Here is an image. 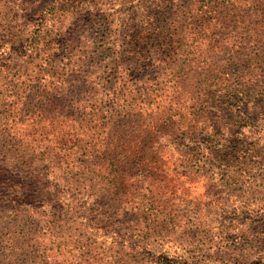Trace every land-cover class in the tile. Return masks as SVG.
Wrapping results in <instances>:
<instances>
[{
  "label": "rangeland",
  "instance_id": "1",
  "mask_svg": "<svg viewBox=\"0 0 264 264\" xmlns=\"http://www.w3.org/2000/svg\"><path fill=\"white\" fill-rule=\"evenodd\" d=\"M51 1L0 0V48L37 38L30 54L0 50V166L24 184L0 189V255L39 234L52 264H264V13L54 0L73 40L58 73L36 32Z\"/></svg>",
  "mask_w": 264,
  "mask_h": 264
},
{
  "label": "trees",
  "instance_id": "2",
  "mask_svg": "<svg viewBox=\"0 0 264 264\" xmlns=\"http://www.w3.org/2000/svg\"><path fill=\"white\" fill-rule=\"evenodd\" d=\"M33 2H38L39 0H32ZM71 0H68L67 2H69ZM136 1V0H134ZM232 1V0H231ZM247 3H250L252 12H257V11H261L262 13H264V0H246ZM220 4H224L225 7H227V5L232 4V2H229L228 0H221L219 1ZM217 6V3H215ZM214 8V6L210 7L209 10H212ZM38 18V15H37ZM56 2L54 0H52L49 3V6L47 9H44V11L42 13L39 14V21H36V25H37V30L36 32H39V36L40 38H42V40H44L47 43L46 46V56L47 59H51L54 61V69L59 70L58 73H60V71H66L68 64L70 63V59L68 60L67 63L62 62L63 59L61 58H69L68 57V48L71 46V42L73 41L71 38L69 37H63L60 32H59V28L56 27ZM176 23V22H175ZM107 31V27L105 26L102 30V33L104 34ZM21 33V32H20ZM131 36L133 37V32L131 31ZM163 34H160L158 38L161 39V41H165L166 38H168V33H166L165 31L163 32ZM158 34V33H157ZM15 35H19L18 38H16L13 41H8L6 43H4V48H0V50L3 51H14L17 52V54L23 55L24 52H28L29 54L32 53V50L36 49V33H32L31 36H27L26 38H21L20 34H15ZM171 36V34H169ZM126 37H130L128 34L125 35ZM102 38V37H101ZM136 40V39H135ZM105 40L100 41V45H98V50H100L101 48V43L103 44ZM137 41V40H136ZM9 42H14L11 43V45H9ZM128 42V41H127ZM15 43H17L19 46H16ZM124 45H126V42H123ZM222 44L219 43L217 45H215L217 48L220 47V45ZM257 48V47H256ZM164 47H157L156 49H154L153 51L156 53H161L160 51H163ZM173 49L177 52H179V46H177L176 48L173 47ZM221 49V48H218ZM173 50V51H174ZM254 49H252L251 51H253ZM21 51V52H19ZM59 54H63L61 55V57L59 58ZM67 55V56H66ZM253 55V61H256V57L259 58L263 57V55L258 54L257 52L252 53ZM252 57V56H251ZM250 57V58H251ZM81 60H74L73 61V65H76L78 67L81 68ZM81 65V66H80ZM80 68H78V71H80ZM63 73V72H62ZM48 73L44 72V75L47 76ZM61 78V75L58 74ZM238 95V94H237ZM242 96V94H241ZM241 98V97H240ZM105 155V154H104ZM104 155H102V157L104 158ZM24 155H19L18 157H16L17 162L19 160H21V158ZM110 156V155H108ZM3 161V160H2ZM16 162V161H15ZM18 163H21V161H19ZM8 170L3 169L2 166H0V189H2V197L3 199H7L10 198V194L13 193L15 190L14 188L17 189H21L22 185L20 182H15L12 179H7V173H5ZM44 201V199H43ZM149 218H143V222H138L137 224L139 226H141L140 228H138L137 230V234H135L136 236V240H135V248H137L138 250H140L141 253L144 252L145 247L144 246V238L149 235L150 233V226H149ZM145 224V225H144ZM143 226V227H142ZM29 234H31V231L29 232ZM29 234H27V237L29 236ZM33 235V234H32ZM37 239H35L33 241V244L35 246H31L29 245V248L20 250V251H15L16 248H12L10 249L8 252H2L4 255H0V257L5 258L6 261H8V263L10 264H52V260H51V248L50 247H46V246H42L41 245V239L39 234H36ZM126 240V239H125ZM124 240V241H125ZM126 246V244H125ZM57 251V250H56ZM63 250H59V254L62 253ZM14 257V258H13ZM167 264H185V262L182 260V258L180 257H176L174 259H170L167 260L166 259ZM55 264H73L72 262H70L69 260L64 259L62 262H56Z\"/></svg>",
  "mask_w": 264,
  "mask_h": 264
}]
</instances>
